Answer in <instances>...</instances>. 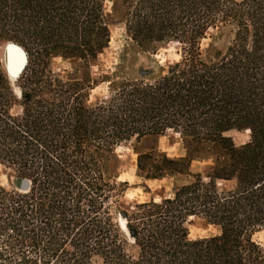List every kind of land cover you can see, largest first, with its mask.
Masks as SVG:
<instances>
[{"label": "trees", "instance_id": "16d2710c", "mask_svg": "<svg viewBox=\"0 0 264 264\" xmlns=\"http://www.w3.org/2000/svg\"><path fill=\"white\" fill-rule=\"evenodd\" d=\"M115 23L138 51L177 42L181 59L155 77H104L91 102ZM211 30L224 43L206 57ZM0 41L28 55L15 85L0 67V163L29 182L0 184V264H264V0H0ZM57 57L84 73H56ZM169 131L186 155L140 151L137 176L191 179L121 208L117 148ZM206 153L213 165L193 172ZM192 218L220 234L191 239Z\"/></svg>", "mask_w": 264, "mask_h": 264}, {"label": "rangeland", "instance_id": "374dc122", "mask_svg": "<svg viewBox=\"0 0 264 264\" xmlns=\"http://www.w3.org/2000/svg\"><path fill=\"white\" fill-rule=\"evenodd\" d=\"M108 7L111 8L112 0H107ZM112 41L110 47L100 55L98 60L91 65V72L95 79H98V85L90 91V101L95 102L106 96L109 91L110 83L104 81L107 76L112 79H124L133 76L155 77L162 72L169 64L177 62L181 59L182 45L177 42L169 43L161 47L156 53H144L138 51L139 49L129 39L126 26L124 23H115L111 27ZM224 33L220 30H211L206 38L202 41V48L204 49L206 57H209L211 50L210 45L222 47L224 43ZM10 42L0 41V67L5 69L4 51L6 45ZM18 54L11 53V62L15 66ZM76 67L79 68L81 75L84 73L82 65L78 62L73 64L64 60L61 57L52 60V69L62 75L76 77L73 72ZM142 70H149L146 75H142ZM118 77V78H117ZM11 79V78H10ZM15 85V81H13ZM16 88V87H15ZM228 135L232 136L237 145H241L249 140V132H230ZM156 147V153H166L169 157L180 158L186 155V148L179 134L169 131L163 137L145 138L140 143L135 140L124 144L117 148L116 155L122 161L121 173L119 181H128L130 188L121 198L119 206L121 208H128L136 202H143L149 200L151 197L159 198L161 194H168L176 183H184L191 178L182 176L178 182L173 181L172 178H166L163 181H149L137 176V158L138 152L148 151ZM211 155L206 153L203 161H194L191 170L193 172H204L213 165ZM145 183L148 185L146 186ZM0 184L7 188L16 187V174L8 166L0 163ZM148 187V188H147ZM149 192H148V191ZM119 220L123 217L120 214ZM190 238L201 239L220 234L219 227L208 224L202 218H192L190 225ZM254 239L261 245L264 250V229L259 230L254 234Z\"/></svg>", "mask_w": 264, "mask_h": 264}, {"label": "water", "instance_id": "95a60500", "mask_svg": "<svg viewBox=\"0 0 264 264\" xmlns=\"http://www.w3.org/2000/svg\"><path fill=\"white\" fill-rule=\"evenodd\" d=\"M12 52H16V54H18L20 59L18 64H16V66H14L11 62ZM27 62H28V55L22 47L12 42L6 45L4 51V63H5L6 72L8 73L11 79L16 80L20 76ZM149 72H150L149 70H142L141 74L146 75ZM15 185L18 189L25 190L28 188L29 182L26 179H21L20 181L16 179Z\"/></svg>", "mask_w": 264, "mask_h": 264}, {"label": "crops", "instance_id": "0c3cea01", "mask_svg": "<svg viewBox=\"0 0 264 264\" xmlns=\"http://www.w3.org/2000/svg\"><path fill=\"white\" fill-rule=\"evenodd\" d=\"M161 137H163V136H161ZM167 178V177H166ZM166 178H163V179H149V180H145L146 182H149V181H163V180H165ZM168 178H170V177H168ZM178 177H172V180L174 181L175 180V182H178ZM145 185L146 186H148L146 183H145ZM175 185V184H174ZM173 185V186H174ZM173 188V187H172Z\"/></svg>", "mask_w": 264, "mask_h": 264}, {"label": "bare ground", "instance_id": "6f19581e", "mask_svg": "<svg viewBox=\"0 0 264 264\" xmlns=\"http://www.w3.org/2000/svg\"><path fill=\"white\" fill-rule=\"evenodd\" d=\"M19 60H20V59H19V56H18V60H17V58H16V64H18ZM16 64H15V66H16ZM12 80L15 81L14 79H12ZM121 223H122V226H123V227L126 226V223H125L124 220H122Z\"/></svg>", "mask_w": 264, "mask_h": 264}]
</instances>
